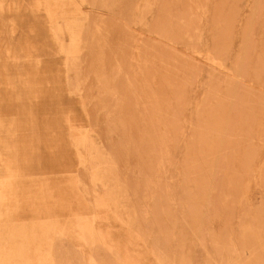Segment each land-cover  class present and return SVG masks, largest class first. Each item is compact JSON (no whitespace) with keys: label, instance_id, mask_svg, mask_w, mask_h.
Masks as SVG:
<instances>
[{"label":"rangeland","instance_id":"rangeland-1","mask_svg":"<svg viewBox=\"0 0 264 264\" xmlns=\"http://www.w3.org/2000/svg\"><path fill=\"white\" fill-rule=\"evenodd\" d=\"M0 264H264V0H0Z\"/></svg>","mask_w":264,"mask_h":264},{"label":"bare ground","instance_id":"bare-ground-1","mask_svg":"<svg viewBox=\"0 0 264 264\" xmlns=\"http://www.w3.org/2000/svg\"><path fill=\"white\" fill-rule=\"evenodd\" d=\"M70 127H71V126H70ZM73 128H74V127H73ZM73 128H72V129H73ZM94 217H95V216H94ZM3 220H4V219H3ZM94 222H95V221H94ZM80 224H81V223H80ZM19 253H20V252H19Z\"/></svg>","mask_w":264,"mask_h":264}]
</instances>
